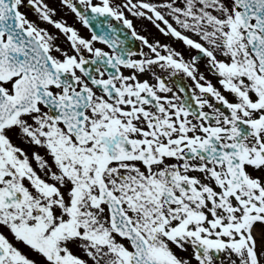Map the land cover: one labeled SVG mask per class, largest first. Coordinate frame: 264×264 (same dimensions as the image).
Segmentation results:
<instances>
[{
    "label": "snow or ice",
    "instance_id": "snow-or-ice-1",
    "mask_svg": "<svg viewBox=\"0 0 264 264\" xmlns=\"http://www.w3.org/2000/svg\"><path fill=\"white\" fill-rule=\"evenodd\" d=\"M60 4L0 0V264H264V0Z\"/></svg>",
    "mask_w": 264,
    "mask_h": 264
},
{
    "label": "flooded vegetation",
    "instance_id": "flooded-vegetation-1",
    "mask_svg": "<svg viewBox=\"0 0 264 264\" xmlns=\"http://www.w3.org/2000/svg\"><path fill=\"white\" fill-rule=\"evenodd\" d=\"M46 3L49 4L50 7L54 8L56 10V16L53 17V19H61L63 18L64 20L67 21L69 25L74 26L77 28L80 32L81 35H83L86 38H90V32L87 28H85L75 17L74 14H72L67 8L62 7L60 4V0H45ZM22 11L27 12L28 16L30 19L35 20L36 17L33 15L31 9H22ZM126 16L129 19L133 20L134 27L136 31L138 32L139 35L145 36L148 38L149 42H154L158 40L161 44H169L170 46L174 47L176 50L181 51L185 59H189L190 55L194 56L197 53L195 51H192L189 53L188 49L183 45L182 42H179L172 38L171 36H164L158 32V30L147 20H141L138 18H133L131 15L126 13ZM114 25L118 28L121 29V33L123 37L127 38V46L130 47L133 51L139 52L141 49L144 51H147L146 48H143V45L140 41L134 40L130 34V30H127L121 22L118 21H113ZM42 27L48 28L49 32L58 34L57 30L54 29L53 27L43 24L41 25ZM63 37H61L60 40L57 41L58 44H61L62 47H66L65 44H62ZM97 47H104L101 44H97ZM205 61L201 60L199 63V68L200 71L209 79L211 80L214 84L216 83L215 78L205 69ZM159 71V70H157ZM167 75V74H165ZM169 86L173 87L174 90H176L177 85L183 86L186 89H191L194 87L193 81L186 77L184 73H178L176 76H172L169 78ZM184 95V94H181ZM35 167V165H34Z\"/></svg>",
    "mask_w": 264,
    "mask_h": 264
}]
</instances>
